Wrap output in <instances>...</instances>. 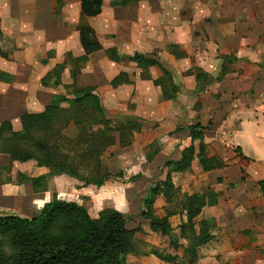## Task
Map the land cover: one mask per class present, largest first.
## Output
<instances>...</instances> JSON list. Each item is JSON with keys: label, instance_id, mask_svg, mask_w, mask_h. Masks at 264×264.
Wrapping results in <instances>:
<instances>
[{"label": "crops", "instance_id": "crops-1", "mask_svg": "<svg viewBox=\"0 0 264 264\" xmlns=\"http://www.w3.org/2000/svg\"><path fill=\"white\" fill-rule=\"evenodd\" d=\"M112 1L103 0L100 14L87 18L81 15L80 0H0V125L9 123L19 132L23 115L42 113L63 93L42 86L41 80L66 55L84 56L78 27H88L100 50L87 57L77 84L95 88L109 118H138L143 124L140 141L154 138L159 151L146 163L150 175L143 172L144 180L158 174V181L165 180L164 164L180 160L191 144L189 128L195 125L203 128L207 156L221 164L203 172L194 160L189 173L172 175L175 187L177 180L182 182V194L206 191L215 196L200 216L214 218L213 238L198 249L195 264H264V196L259 186L264 182V0H212L211 18L200 4L205 0H144L115 7ZM110 49L120 61L108 59ZM190 49L193 56L204 57L202 64H194L209 81L199 92L194 71L182 68ZM134 54L169 67L179 89L177 99H164L162 87L154 84L160 72L129 62ZM223 57H231L232 63L223 65L222 72ZM121 74L127 83L113 87L111 82ZM64 76L70 77L68 69ZM193 102L196 112L189 111ZM187 110L194 123L184 128L178 120ZM159 162L162 167L155 171L153 163ZM46 173L34 163H10L0 154V216L31 218L43 205L36 204L40 194L17 179ZM54 180L63 182L68 198L82 193L97 198L91 188L75 189L66 178ZM138 183L122 186L119 206ZM162 201L157 199L155 207Z\"/></svg>", "mask_w": 264, "mask_h": 264}, {"label": "trees", "instance_id": "trees-1", "mask_svg": "<svg viewBox=\"0 0 264 264\" xmlns=\"http://www.w3.org/2000/svg\"><path fill=\"white\" fill-rule=\"evenodd\" d=\"M134 1L114 0L111 6L125 5ZM103 0H80L82 17L93 18L100 14ZM80 44L84 56L72 59L66 55L64 63L54 67L42 80L44 87L59 88L62 94L55 95L50 104L39 114H25L20 118L21 130L13 132L9 123L0 125V154L7 155L10 163H34L47 170V176L37 179L23 178L33 190L46 178H66L75 189L91 188L95 193L111 191L110 185L123 186L122 173L113 176L102 164L103 155L116 144L124 146L127 133H140L142 124L131 116L109 119L93 87H81L77 77L87 63V57L100 50L93 32L86 26L78 27ZM170 52L175 53L174 49ZM112 62L120 61L114 49L106 51ZM222 72L225 64H231V57H223ZM138 68H156L160 77L154 81L162 87L164 99H175L179 89L173 85L170 71L155 58L134 54L128 58ZM224 65V66H223ZM68 69L69 78L64 76ZM198 83L196 91H201L202 83H209L208 77L200 68L194 66ZM119 75L111 82L113 87L127 83ZM72 130V131H71ZM179 130H175L178 132ZM190 146L181 153L178 162H166L165 180L150 188L141 200L143 209L140 217L148 219L151 230L159 231L166 237L171 229L169 219L178 214L185 216L186 222L180 225V237L185 238L187 246L172 241L167 244L166 252L159 256L164 264H195L199 248L212 241V231L216 227L214 218H202L205 207L215 202V196L192 194L179 196V189L172 181V175L189 173L191 164L196 160L203 172L221 167L214 157L207 156L203 128L191 126ZM174 132V133H175ZM59 142L62 145H57ZM75 153L69 156L64 150ZM91 167L87 174L84 170ZM264 196V182L259 184ZM178 199L180 209L166 213L158 219L153 214V204L157 199L170 203ZM126 220L113 210L99 212L90 217L88 212L76 204L52 200L33 218H0L1 239H8L10 246L18 251L12 264H124L123 257L132 253L133 231L125 228ZM5 256L0 255V264Z\"/></svg>", "mask_w": 264, "mask_h": 264}, {"label": "rangeland", "instance_id": "rangeland-1", "mask_svg": "<svg viewBox=\"0 0 264 264\" xmlns=\"http://www.w3.org/2000/svg\"><path fill=\"white\" fill-rule=\"evenodd\" d=\"M202 8H205V12L208 11L210 15H208L210 18L212 16V9H213V1L212 0H205L203 2H200ZM196 42V41H195ZM195 43L192 44V49ZM190 49L189 56H187V62L184 63L182 66L183 70H187L189 73L190 71H193L192 68L197 64H202L203 62V56H199L198 54H195L193 56V51ZM179 53V52H178ZM184 55V53H183ZM151 56V55H150ZM149 56V57H150ZM151 57H156V54H152ZM157 58V57H156ZM185 58V57H184ZM186 59V58H185ZM195 64V65H194ZM193 66V67H192ZM192 67V68H191ZM169 68V67H168ZM167 68V69H168ZM188 68V69H187ZM145 72L141 74V77H144ZM148 74V73H147ZM206 84V83H205ZM203 85V83H202ZM177 99V97H176ZM191 101V100H190ZM198 102V103H197ZM196 104H200L201 99L197 101ZM190 105L192 106V110L196 112L198 109V105ZM189 106V103L187 104ZM104 108V107H103ZM105 111V110H104ZM182 114L181 120H178L180 122L181 127H187L190 125V123H194V116L191 114V112ZM107 118L110 117L109 112L105 111ZM109 119H116V118H109ZM143 126V124H142ZM72 131V130H71ZM162 133V131L160 132ZM140 133L136 132H129L126 134L124 142H130V145L127 143L124 146L116 144L112 149L108 150L102 157V164L104 165V168L107 169V171L112 174L113 176L118 175L122 173L124 175V185L126 184H134V182H138L136 184V189H130L129 191L132 192L129 194V197L125 199L124 204L119 206L117 204V200L123 201L121 194L123 192L122 186H115L110 185L111 191L106 193H96L97 198H88L83 195L82 193L81 197L74 198H68L69 193H67V190L63 186V182L55 181V177L46 178V181L40 182L39 186L36 191L33 190V194H40L37 196L40 200L36 202V204H43L40 206L36 213L31 217L38 215L42 208L52 202V200H57L61 202L66 203H72L76 204L78 207L86 210L88 212V215L90 217H95L96 214L102 211L106 210H113L117 213H119L125 220L126 225L125 228L129 231H133L132 236V244L134 247V250L132 253H129L128 255L124 256L123 262L124 264H164L162 261H160L159 256H163L168 252L166 248H168L166 245L170 244L171 240L177 242L178 245H181L183 247L187 246V242L185 241V238L180 237L179 232V226L184 224L186 222L185 216L183 215H176L169 219V223L171 224V231L166 236L163 237V235L159 231L153 232L150 227V223L148 219H144L140 217V212L144 209V206L141 204V200L139 197L144 196L146 193V189L153 188L158 182V179L160 177V174L157 176L147 177L146 180L143 178V172L150 175L148 173L147 169V162L150 163V161L156 156L158 153V144H156V141L154 138L146 137L145 141L142 140V137L139 135ZM57 145H62L61 142H59ZM65 153H69V156H74L75 153H71L70 151L64 150ZM144 163V164H143ZM144 166H143V165ZM155 164V165H154ZM154 170L156 171V168L162 167L160 162L158 164L153 163ZM91 170V167L87 168V170H84L82 173L87 174ZM47 176V173L46 175ZM43 176V177H45ZM142 177V178H141ZM145 177V175H144ZM23 178H27L24 176L19 175L17 181L23 182ZM153 180V181H152ZM27 183V182H24ZM177 187L179 189V196L186 195L182 194L180 191V180L176 181ZM95 193V192H94ZM209 192H206L204 194H207ZM163 200V199H162ZM113 203H112V202ZM163 204L161 207H155V203L153 204V214L158 219H161L165 217L166 213L168 212H174V209H180L177 204H180L178 199H173L170 203H165L164 200L162 201ZM104 204V205H103ZM125 207V208H124ZM8 217H17L13 214H6L3 216H0V218H8ZM20 219H26L22 217H17ZM31 218H28L29 220ZM2 243L0 246V255L5 256L4 264H12V259L15 255H18V251L13 249L10 246V243L8 239H1ZM169 253V252H168Z\"/></svg>", "mask_w": 264, "mask_h": 264}]
</instances>
